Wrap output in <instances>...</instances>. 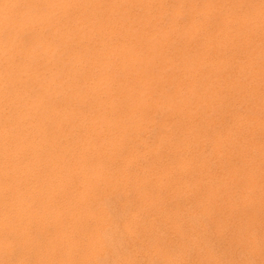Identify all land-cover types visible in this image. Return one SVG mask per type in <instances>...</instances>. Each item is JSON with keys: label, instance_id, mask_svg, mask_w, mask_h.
<instances>
[{"label": "bare ground", "instance_id": "1", "mask_svg": "<svg viewBox=\"0 0 264 264\" xmlns=\"http://www.w3.org/2000/svg\"><path fill=\"white\" fill-rule=\"evenodd\" d=\"M176 193L180 264H264V0H0V264L112 253L106 204L146 255Z\"/></svg>", "mask_w": 264, "mask_h": 264}, {"label": "rangeland", "instance_id": "2", "mask_svg": "<svg viewBox=\"0 0 264 264\" xmlns=\"http://www.w3.org/2000/svg\"><path fill=\"white\" fill-rule=\"evenodd\" d=\"M160 192L166 195L168 191L162 188ZM184 198L185 196L178 193L170 196V198L167 197L164 208L157 212L156 221L153 225L148 224V229L152 228V232L148 234V253L146 255L143 254L146 248H142L139 241L135 240L134 236L129 235L130 233L124 224L130 216V210L120 208L121 206L118 204H106L113 223L112 229L116 234L113 231H107L104 234L103 247L108 248L112 253L102 251L100 253L97 248H94L92 252L94 251L95 257L92 259V264L95 262L96 264H120V261L125 257H138L141 264H180L179 235L177 232L180 212L174 205L175 202L182 201ZM154 211L153 207H148V213H154Z\"/></svg>", "mask_w": 264, "mask_h": 264}]
</instances>
